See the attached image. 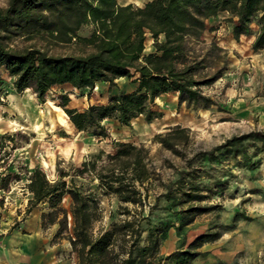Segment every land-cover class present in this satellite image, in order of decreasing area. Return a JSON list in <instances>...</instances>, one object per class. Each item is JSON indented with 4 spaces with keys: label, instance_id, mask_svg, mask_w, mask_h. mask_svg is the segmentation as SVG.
I'll use <instances>...</instances> for the list:
<instances>
[{
    "label": "trees",
    "instance_id": "16d2710c",
    "mask_svg": "<svg viewBox=\"0 0 264 264\" xmlns=\"http://www.w3.org/2000/svg\"><path fill=\"white\" fill-rule=\"evenodd\" d=\"M221 14L228 16L235 41L253 35L251 50H264V0H150L142 7L120 6L117 0H7L0 8V94L4 74L12 79L16 93L31 91L39 105L56 87L68 85L89 94L106 84L105 104L77 110L69 106L67 93L50 100L76 132L91 127L100 139L106 135V121L130 128L139 117L148 124L161 118L155 100L167 94H176L178 106L191 111L215 107L222 112L202 90L222 77L226 56L214 43L201 55L190 44L207 30V21ZM253 23L258 27L255 34ZM83 29L86 36L80 35ZM147 36L153 51L146 54ZM18 40L29 45H14ZM52 48H74L77 53L54 55ZM216 52L221 54L214 56ZM219 61L221 67L206 73ZM121 78L132 87L130 92L120 91L116 81ZM154 143L184 160L173 179L161 180L145 146L113 142L111 153L91 156L53 182L36 166L25 185L30 198L24 216L43 206L42 232L55 227L51 243L66 240L77 264H194L205 255L200 249L218 236L203 234L185 249L163 256L168 230L174 227L181 233L215 209L202 202L224 190L230 175L213 177L214 164L238 159L236 166L248 171L259 167L255 158L264 152V130L233 135L190 155L185 153L190 143L187 128H167L154 136ZM8 178L0 179L1 190L7 188ZM154 183L162 190L148 202ZM97 192L117 199L120 218L95 230L102 220ZM66 198L69 209L63 206Z\"/></svg>",
    "mask_w": 264,
    "mask_h": 264
},
{
    "label": "rangeland",
    "instance_id": "374dc122",
    "mask_svg": "<svg viewBox=\"0 0 264 264\" xmlns=\"http://www.w3.org/2000/svg\"><path fill=\"white\" fill-rule=\"evenodd\" d=\"M148 1L118 0L119 3H132L134 6ZM6 3L7 0H0V8L5 7ZM227 17L221 14L207 21V30L190 41L200 55L214 43L226 56V70L222 77L211 87L202 90L222 107V112L215 107L206 111H191L184 105L178 106L176 94H167L155 100L161 118L148 124L139 117L130 128L109 122L108 126L105 125V137L100 139L94 136V128L91 127L81 133L76 132L69 125L67 116L63 115V110L50 100L51 97L67 93L69 106L77 110L105 104L109 95L106 84L97 85L89 94L68 85L56 87L51 90L49 100L39 105L31 91L16 93L12 79L3 76L0 96L5 101H0V179L5 176L9 178L7 188L0 189V231L3 232H0V238L17 229L24 218V212L19 215L18 209H26L30 195L24 189L36 166L53 182L59 173L79 168L91 156L100 152L111 153L113 142H123L145 146L152 167L161 180L167 182L173 179L176 169L184 166L182 158L154 143V136L164 133L167 128L181 126L189 130L190 143L185 149L187 155L193 151L209 150L233 135L264 130V50H251L253 35H241L235 41ZM250 28L252 34L258 30L254 23ZM87 34L86 29L80 32L82 36ZM150 41L147 36L145 45L148 46ZM35 43L42 47L39 41ZM14 45L22 47L29 43L18 40ZM49 52L54 55L76 54L77 49L52 48ZM219 54L216 52L214 56ZM221 66V61L215 62L206 73ZM111 93H116V89L113 88ZM6 96H9L7 102ZM255 159L260 160V165L253 171L236 166L238 159H225L212 166L213 177L224 179L230 175L224 190L202 202V205L214 206L215 209L198 217L181 233L176 232L174 227L170 228L161 247L163 256L176 249H185L203 234H216L217 239L200 249L205 255L194 264H264V152ZM65 180L68 181V178ZM95 184L90 183L91 189H95ZM161 190L154 183L148 192V202H153L154 196ZM97 194L102 220L95 230L98 227L106 228L110 222L120 218L117 199L102 196L99 192ZM20 204L23 206L20 207ZM69 205L66 198L63 206L69 209ZM40 207L42 211L44 207ZM18 215L19 221L16 220ZM55 229L51 227L43 232L42 261L38 260L36 264H77L66 240L51 243Z\"/></svg>",
    "mask_w": 264,
    "mask_h": 264
},
{
    "label": "crops",
    "instance_id": "0c3cea01",
    "mask_svg": "<svg viewBox=\"0 0 264 264\" xmlns=\"http://www.w3.org/2000/svg\"><path fill=\"white\" fill-rule=\"evenodd\" d=\"M117 3L120 6L132 4L119 3L118 0ZM143 5H138V7H142ZM152 51V41H150L148 46L145 45L144 53L147 54ZM3 76L4 78H8L5 74ZM116 83L120 91L130 92L132 90V87L128 86L124 78L117 80ZM5 98L6 102L9 101V96ZM109 122L111 121H106L104 125L108 126ZM21 206L23 205L20 204ZM40 209V206L34 208L29 215L24 216L18 224L17 229L12 230L8 236L0 238V264H36L38 260L42 261L43 254L41 253V247L45 241L43 240V232L40 228ZM18 212L21 215L25 210L18 209ZM19 215L16 217L17 221H19ZM0 232L3 233L2 231Z\"/></svg>",
    "mask_w": 264,
    "mask_h": 264
},
{
    "label": "bare ground",
    "instance_id": "6f19581e",
    "mask_svg": "<svg viewBox=\"0 0 264 264\" xmlns=\"http://www.w3.org/2000/svg\"><path fill=\"white\" fill-rule=\"evenodd\" d=\"M70 125V124H69ZM71 126V125H70Z\"/></svg>",
    "mask_w": 264,
    "mask_h": 264
},
{
    "label": "built area",
    "instance_id": "2783aa9c",
    "mask_svg": "<svg viewBox=\"0 0 264 264\" xmlns=\"http://www.w3.org/2000/svg\"><path fill=\"white\" fill-rule=\"evenodd\" d=\"M96 88V87H95Z\"/></svg>",
    "mask_w": 264,
    "mask_h": 264
}]
</instances>
